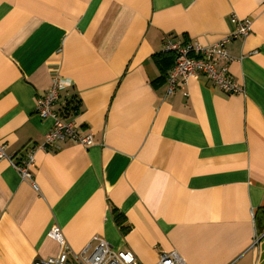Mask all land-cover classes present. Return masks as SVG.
<instances>
[{
	"label": "crops",
	"instance_id": "obj_1",
	"mask_svg": "<svg viewBox=\"0 0 264 264\" xmlns=\"http://www.w3.org/2000/svg\"><path fill=\"white\" fill-rule=\"evenodd\" d=\"M234 18L252 20L226 44L242 92L200 78L168 94L163 39L218 43ZM54 75L72 86L53 110L80 101L87 148H39ZM0 144L14 161L36 148L38 187L0 162V264L56 257L55 226L74 253L99 237L140 264H264V0H0Z\"/></svg>",
	"mask_w": 264,
	"mask_h": 264
},
{
	"label": "built area",
	"instance_id": "obj_2",
	"mask_svg": "<svg viewBox=\"0 0 264 264\" xmlns=\"http://www.w3.org/2000/svg\"><path fill=\"white\" fill-rule=\"evenodd\" d=\"M233 22L237 25L236 29L214 44L180 43L169 38L163 39L162 51L174 56L173 65L166 77L168 94L174 93L179 85H186L189 80L200 78L205 79L212 86L220 87L227 93L239 94L242 92V88L232 80L229 74L228 65L231 58L226 50V44L233 39L246 37L251 31L252 20L234 18ZM70 86L72 83L69 80L60 75H54L46 93L36 98L35 113L41 119L52 121V128L44 136L42 145L39 146L41 149L56 148L57 143L66 140L78 142L84 148L93 144L90 135L78 134L79 127L73 118L63 120L57 111L53 110L60 92ZM5 150V145L0 144V162L7 161L15 169L20 179L29 181L33 190L37 192L38 187L30 172V168L35 165L36 148L28 149L25 157L20 161H14L6 154ZM49 235L59 243L61 252L56 257L36 261L33 264H140L130 251L114 250L103 238L94 237L92 239L93 250L87 255L86 251L89 245L79 253H74L65 243L58 227H53ZM154 264L186 263L177 252L171 251L161 254Z\"/></svg>",
	"mask_w": 264,
	"mask_h": 264
},
{
	"label": "trees",
	"instance_id": "obj_3",
	"mask_svg": "<svg viewBox=\"0 0 264 264\" xmlns=\"http://www.w3.org/2000/svg\"><path fill=\"white\" fill-rule=\"evenodd\" d=\"M159 56L168 57L169 59H173L174 61V56L171 53H166L162 51ZM159 56H156V58H158ZM80 107V101L77 98L73 97L69 101H66L65 104L58 109L57 113L59 117L63 120L74 118L80 113ZM112 215L116 224L120 227L122 234L127 233L128 227L123 226L124 217L121 215V213H119L117 209H112Z\"/></svg>",
	"mask_w": 264,
	"mask_h": 264
}]
</instances>
